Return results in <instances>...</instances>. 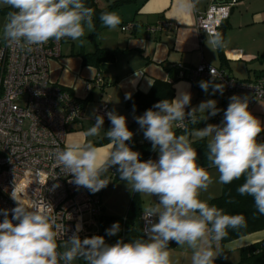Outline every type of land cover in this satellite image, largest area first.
I'll return each mask as SVG.
<instances>
[{
  "label": "clouds",
  "instance_id": "1",
  "mask_svg": "<svg viewBox=\"0 0 264 264\" xmlns=\"http://www.w3.org/2000/svg\"><path fill=\"white\" fill-rule=\"evenodd\" d=\"M196 3L176 0L174 10L178 17L190 15ZM0 7L10 9L2 38L9 47L26 53L50 40L67 38L82 45L86 31L96 30L95 10L84 0H0ZM100 21L109 29L121 24L116 12H102ZM206 43L214 51L224 41L220 32H214L207 34ZM212 77V81H201L199 86L206 93L211 87L212 94L222 95L224 85L213 83L214 73ZM190 103L191 94L182 91L136 117L144 137L158 151L157 160L141 161L140 153L126 143L134 135L126 117L115 112L107 113L112 127L105 132L110 151L104 157L93 143L79 140L63 149L57 146L53 152L56 164L73 177L70 182L92 193L108 185L109 169L118 166L120 179L127 182L131 192L158 198L143 209L147 225L143 237L129 242L121 238L113 244L100 235L81 239L78 233L82 226L77 224L75 232L58 244L62 226L51 215V204L32 200L27 194L21 196L15 186L11 198L17 206L0 209V264H73L78 259L85 264H173L169 249L173 241L192 251L191 264H214L221 254L220 242L228 237L230 229H245L247 220L243 214H228L210 204L214 198L211 194L207 199H201V194L208 193L214 183L231 184L243 178L237 193L252 197L256 211L264 216V142L258 141L264 124L249 110L247 96L230 97L222 121L205 127L194 126L221 111L217 101L209 99L186 111ZM103 124L104 117L97 115L92 127L81 135L98 136ZM193 137L207 139V167L199 163ZM209 168L217 170L218 179L214 180ZM120 231V223L115 222L106 233L115 236ZM61 247L63 251L58 250Z\"/></svg>",
  "mask_w": 264,
  "mask_h": 264
},
{
  "label": "crops",
  "instance_id": "2",
  "mask_svg": "<svg viewBox=\"0 0 264 264\" xmlns=\"http://www.w3.org/2000/svg\"><path fill=\"white\" fill-rule=\"evenodd\" d=\"M116 1L97 0V4L106 9ZM216 1L218 0H197L196 10L192 14L178 17L174 10L176 0H130L108 11L116 12L121 18V24L116 29L106 28L101 23V31L97 36L93 37L94 32L86 31L82 37V45L71 39L66 40L65 42L72 44L65 49L62 46L60 57L50 60V77L54 82L71 89L82 102L90 95L92 97L84 107L82 120L71 125L66 143L77 140L91 142L98 148L101 157L110 151V141L105 135L112 127L110 120H104L103 129L98 136L81 135L92 127L97 109L105 103L109 105L111 112L126 117L127 127L134 133L132 139L127 141L128 145L147 142L143 130L136 122V117L144 112L130 111L126 107V97H132L137 92L147 94L155 80L168 81L170 73L167 67L173 68L177 76L184 67L188 75L192 68L206 62L231 77L243 78L245 81H255L264 75V0H221L235 2L223 37L224 62L220 57L219 47L213 51L206 43L207 36L202 38L197 27L198 14L205 12ZM165 21L175 22L177 28L170 31L152 29ZM126 24H132V28L124 29ZM98 46L115 51V61L102 63L99 67L84 65L83 55L95 52ZM238 65L245 67V74L237 72ZM98 76L105 80V85L95 84ZM207 79L197 77L192 81L186 77L175 83L174 98L182 91L191 94V103L186 107V111L197 107L203 101L214 99L217 101V108L221 110L219 113H222L233 95L247 96L248 100L251 98L249 91L227 95L225 85L218 78L213 83L224 85L223 94H212L211 87L206 93L199 86V82L212 81ZM250 111L264 124V101L255 102ZM216 123L219 122L214 124ZM208 170L214 180L218 179L215 168ZM222 192L223 185L214 183L208 193L201 194V199H207L209 194L215 199L221 196ZM212 200L209 201L210 204ZM258 242H264V230L226 244L227 258L231 257L233 262L237 263L240 260V248Z\"/></svg>",
  "mask_w": 264,
  "mask_h": 264
},
{
  "label": "built area",
  "instance_id": "3",
  "mask_svg": "<svg viewBox=\"0 0 264 264\" xmlns=\"http://www.w3.org/2000/svg\"><path fill=\"white\" fill-rule=\"evenodd\" d=\"M234 5L233 1L218 0L205 12L199 13L197 27L200 36L203 38L208 33L220 32ZM131 28L132 24L124 26L126 30ZM176 28L175 22L165 21L152 29L170 31ZM66 40H50L31 53L9 47L3 41L0 52V209L11 210L17 206L11 198L16 186L21 196L27 194L32 200L51 204V215L62 226L58 244L75 232L77 224L82 226L78 233L81 239L100 235L109 243L100 225L104 215L101 195L70 182L73 177L56 164L53 155L57 146L63 149L67 144L71 125L84 116L83 102L72 90L50 77L49 62L60 57ZM212 73L225 85L227 92L249 91V110L255 102L264 101V77L255 81H239L206 62L192 68L188 75L183 67L179 76L192 81L197 77L213 80ZM104 83L101 76L95 80L97 86ZM108 112L111 111L105 103L97 109L96 116L101 115L109 121ZM223 115L224 112L217 114L216 122H221ZM149 159L157 160L158 151ZM57 184L59 187L54 188ZM141 220L143 231L147 226L143 213Z\"/></svg>",
  "mask_w": 264,
  "mask_h": 264
},
{
  "label": "trees",
  "instance_id": "4",
  "mask_svg": "<svg viewBox=\"0 0 264 264\" xmlns=\"http://www.w3.org/2000/svg\"><path fill=\"white\" fill-rule=\"evenodd\" d=\"M130 0H117L113 5L106 9H102L98 6L97 0H84L85 4L92 7L95 10L94 22L96 24V30L93 33V37L97 36L101 31L100 14L105 11H110L115 6H118L124 2ZM10 9L8 7L0 8V12L8 13ZM223 47V46H222ZM220 49V57L222 61H225V56ZM84 65H92L99 67L102 63L113 62L116 59V52L106 50L103 47L98 46L95 52L87 53L83 55ZM170 73V79L168 81L155 80L152 89L147 94L142 92L135 93L130 99L126 101V107L134 112L141 113L153 108V106L163 99H174L175 88L174 85L177 81L181 80V76H177L173 68L167 67ZM261 77H264L262 75ZM105 85V83L103 84ZM71 90V89H70ZM92 99L91 95L83 101L82 105H85ZM216 122V116L209 117L206 121H201L194 127H205L207 124H214ZM177 134H180V130H175ZM259 142H264V132L258 137ZM193 147L197 149L199 156V163L202 166L207 167L206 152H207V139L205 140H193ZM130 148L140 153L141 161H146L151 155L157 152L152 147V143L134 142ZM118 168V166H117ZM117 168L115 171H117ZM212 169V168H209ZM244 182L243 178L237 181H233L231 184L223 185L222 195L212 200L211 204L222 208L228 214H243L247 220V227L240 232L229 230V235L226 239L220 242L219 251L220 255L215 259L214 264H264V242H258L250 244L248 246L240 248V260L237 263H231L227 260L228 251L226 250V244L248 236L250 234L264 230V216L260 215L254 206V200L250 196H240L237 193V187ZM143 210L141 209L140 199L134 194L129 206V212L122 218L118 216H111L104 213L100 219L101 230L108 238L110 244L115 243L117 240L123 238L125 242L134 240L136 238L143 237L142 220L141 215ZM115 222H119L121 231L115 236H108L106 230L111 227ZM176 243L170 242L169 247L175 246Z\"/></svg>",
  "mask_w": 264,
  "mask_h": 264
},
{
  "label": "rangeland",
  "instance_id": "5",
  "mask_svg": "<svg viewBox=\"0 0 264 264\" xmlns=\"http://www.w3.org/2000/svg\"><path fill=\"white\" fill-rule=\"evenodd\" d=\"M0 8H5V7H0ZM6 15L7 13L0 12V52L2 49L3 41H4V39L2 38V28L6 20ZM76 42L79 43L78 41ZM68 43L70 42H64L62 44L64 49L67 46L72 44V43L71 44H68ZM237 72L239 74L240 73L245 74L246 72L245 67L242 65H238ZM242 79L243 78H239L237 80L245 81ZM247 92L248 91H245V90H239L238 92L229 93L226 90L227 95L247 93ZM219 104H221V101ZM219 123H216V124H219ZM116 168L117 166H113L107 174V178L110 179V182L108 183V185L96 193L101 194L102 203H103V206L105 207V214L124 218L129 212L130 203L132 201L134 194L136 193L131 192L127 185V182L122 181L120 179L119 172L115 171ZM137 195L140 199V205H141L142 210L145 207L149 206L150 204L155 203V201H157L158 199L156 197H150L144 194L137 193ZM213 247L215 248V245ZM169 249H170L171 259H172L173 264H191L192 251L188 249L186 246L180 247L179 245L176 244L173 247H169ZM227 260L234 263L231 257H228ZM73 264H85V262L82 259H78L77 261H74Z\"/></svg>",
  "mask_w": 264,
  "mask_h": 264
},
{
  "label": "water",
  "instance_id": "6",
  "mask_svg": "<svg viewBox=\"0 0 264 264\" xmlns=\"http://www.w3.org/2000/svg\"><path fill=\"white\" fill-rule=\"evenodd\" d=\"M226 24H224L220 30V33L222 35V38L224 37V32H225Z\"/></svg>",
  "mask_w": 264,
  "mask_h": 264
}]
</instances>
